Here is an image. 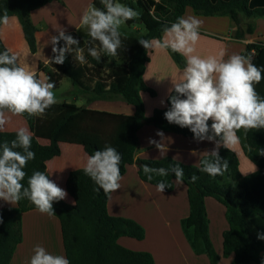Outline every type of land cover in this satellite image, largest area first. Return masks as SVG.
<instances>
[{"label":"trees","instance_id":"obj_1","mask_svg":"<svg viewBox=\"0 0 264 264\" xmlns=\"http://www.w3.org/2000/svg\"><path fill=\"white\" fill-rule=\"evenodd\" d=\"M52 0H0V17L5 12L8 17L17 18L25 42L31 53L36 52V28L31 22L30 13L51 2ZM141 12L138 19L127 21L126 24H138L144 33L138 37L121 35L123 46L118 50L116 57L101 52L99 62L95 60L88 49L97 47L98 42L88 37L83 40L72 33L80 44L84 54L90 55L88 61L73 64L69 56L63 64L48 63L50 72L47 74L57 88L61 75H65L72 86L81 89L82 95H88L86 101L96 99L110 100L119 98L134 107L132 115L114 114L105 111L90 110L84 106L66 101L58 102L49 108L42 117L21 116L33 133L31 150L35 159L27 163L24 171L27 173L24 181L34 171H42L47 175L46 162L61 154L60 143L80 145L88 156L95 150L112 146L121 154V175L128 165L136 164L139 178L148 184L157 186L165 180L173 189L175 176L171 172L167 177L153 174L149 181L143 172L142 165L153 168L170 169L177 164L184 170L183 183L187 187L189 205L188 216L181 220V229L191 249L196 255L205 254L210 264H217L219 256L213 249L208 234V218L204 199L212 197L225 207V219L228 228L222 233L223 256L232 254L231 264H264V129L237 132L239 146L247 159L256 166V170L248 175H242L239 170V159L230 148L221 146L219 155L229 162L228 170L223 176L210 177L200 171V161L209 158L203 156L197 166L185 165L165 157L160 160L135 159L138 148L137 132L144 123L173 132L184 137H194L188 128H181L170 124L164 117L165 111L170 108V95L166 99V106L155 109L150 118L145 117L141 93L147 92L151 96L154 91L146 86L143 73L148 56L145 48L138 39L160 38L165 25L176 22L182 17L187 7L197 15L229 16L236 24V38H242L245 32L251 33L252 26L248 25L243 32L239 28L240 13L244 17L264 14V0H119ZM95 7L103 9L100 0H93ZM150 10H154L149 15ZM156 17V19L153 18ZM1 26V24H0ZM60 41L59 46H63ZM7 49L0 38V51ZM169 52L174 61L182 65L179 53ZM264 53V44L248 43L241 55L257 57ZM53 53L51 55V58ZM117 59L119 65L105 70L103 67L108 60ZM39 70L47 68L38 65ZM102 71V72H101ZM105 77V78H103ZM85 78H93L91 87L85 83ZM264 97V96H262ZM211 121H209V125ZM16 138V131H0V145ZM40 139L47 140V144L40 143ZM22 151V149H16ZM199 179L193 183L191 176ZM50 178V177H49ZM65 191L73 199V204L63 200L54 202L55 216L58 217L62 242L66 258L70 264H155L152 256L143 251H133L121 246L117 241L120 237H130L141 240L144 237L143 228L134 220L111 216L107 211V200L110 194L105 195L83 168L70 171L65 180ZM75 202V203H74ZM35 209L27 199H22L13 207L0 210V264H9L16 246L22 238L21 215L23 212Z\"/></svg>","mask_w":264,"mask_h":264},{"label":"clouds","instance_id":"obj_2","mask_svg":"<svg viewBox=\"0 0 264 264\" xmlns=\"http://www.w3.org/2000/svg\"><path fill=\"white\" fill-rule=\"evenodd\" d=\"M100 2L103 9L89 5L80 17V25L87 28V36L98 42L99 51L97 47L88 49L97 62L101 59V52L111 57L118 55L123 46L121 26L141 16L140 11L119 0ZM153 11L150 10L149 15ZM153 18L156 19L155 16ZM0 24H9L6 12L0 17ZM201 25L202 21L196 16L178 17L176 22L164 26L161 38H141L138 41L148 53L170 49L185 58V67L171 78L169 91L174 94L169 97L171 106L164 117L170 124L188 128L197 141L215 142L216 146L206 151L209 158L200 161V171L217 177L223 176L229 167V162L219 155V148L229 149L236 144L240 130L264 129V97L256 90V85L264 79V69L252 63L250 56L241 54L233 53L227 59L224 51L218 56L196 54ZM57 31L59 34L47 41L53 53L47 62L63 64L66 54L74 53L75 60L84 63L83 50L73 47L80 42L62 28ZM60 41H64L62 47L59 46ZM55 86L47 74L38 73L22 61L18 52L11 49L0 51V131H4L10 115L44 116L58 103ZM157 135L164 139L162 131ZM32 138L29 128L20 127L10 144L4 142L0 145V200L14 205L27 199L39 213L53 216L54 202L66 199L67 192L42 171H34L27 179V186L22 183L27 175L24 171L27 163L35 159L31 150ZM149 143L159 149L161 156L168 150L162 142L150 139ZM260 154L264 155V151ZM121 160V154L112 146H105L87 156L83 171L98 186L96 191L102 189L108 195L121 188ZM142 168L149 181L153 174L167 177L171 172L177 184L183 183L184 170L179 164L170 169L146 164ZM190 179L195 183L199 177L192 175ZM166 188L170 185L165 180L157 183V192L163 193ZM258 239H264V235H258ZM28 264H70V261L64 255L52 254L43 246L36 245Z\"/></svg>","mask_w":264,"mask_h":264},{"label":"crops","instance_id":"obj_3","mask_svg":"<svg viewBox=\"0 0 264 264\" xmlns=\"http://www.w3.org/2000/svg\"><path fill=\"white\" fill-rule=\"evenodd\" d=\"M92 3L93 0H52L33 10L30 13V19L37 29L35 53L30 52L21 26L14 16L9 17L7 26L1 24L0 38L7 49L18 52L22 61L27 62L35 71L48 74L51 69L47 59L51 58L52 46L47 41L51 36L58 35L57 30L61 28L66 31V34L74 33L86 40L87 28L84 29L85 35L79 34L83 28L80 25V17L89 5H93ZM189 16H196L202 21L196 54L203 57L218 56L221 51H224L225 59H227L233 53L241 54L248 43L264 44V14L244 17L240 13L239 28L244 32L248 25L252 26V32H245L242 38H236L237 24L227 15H197L190 7H187L182 17ZM162 35L163 32L160 38ZM147 56L143 81L154 91V95L142 92L141 99L145 117L150 118L155 109L166 106V99L172 88L171 78L185 67V58L180 55L182 65H179L174 61L169 50L147 52ZM39 63L47 68L45 72L39 70ZM252 63L264 69V53L253 57ZM66 78L65 75H61L60 84ZM70 90L73 92L76 90L79 95L76 97L77 106L114 114L132 115L134 113V107L119 98L86 101L88 95H82L80 88L72 86ZM256 90L264 96V79L256 85ZM20 127L29 128L23 117L10 115L9 123L4 131H17ZM158 131L164 133L163 140L157 135ZM137 139L138 148L135 159L160 160L170 157L179 163L194 166H197L200 159L207 155L206 151H211L216 146L215 142L197 141L194 137H184L163 131L150 123H144L140 127ZM150 139L162 142L167 147V152L161 156L159 149L149 143ZM39 141L42 144L48 143L44 139ZM60 149L59 156L46 162V169L50 179L65 190L64 184L68 173L74 169L84 168L87 155L82 146L76 144L60 143ZM230 149L239 159V170L242 175H248L257 169L244 155L238 142L230 146ZM122 177L121 188L110 193L108 197V214L134 220L143 228L144 237L141 240L120 237L117 242L121 246L133 251L149 253L155 264H210L205 254L196 255L193 252L181 229L180 222L189 213L187 187L184 183L177 184L174 180L172 191L157 192L155 185L145 183L139 178L136 164L128 165ZM63 201L73 204V199L68 194ZM204 203L209 238L219 256L217 264H231L233 255L224 257L222 248V233L228 228L225 207L212 197H206ZM13 206L15 204L0 200V210ZM21 233V241L16 246L9 264H28L36 245L43 246L52 254L66 256L57 216L41 214L36 209L25 211L21 215ZM261 256L264 257V252Z\"/></svg>","mask_w":264,"mask_h":264},{"label":"rangeland","instance_id":"obj_4","mask_svg":"<svg viewBox=\"0 0 264 264\" xmlns=\"http://www.w3.org/2000/svg\"><path fill=\"white\" fill-rule=\"evenodd\" d=\"M84 29L86 30V28L83 27L82 28L83 31L81 30L79 32V34L82 35V36L85 33L84 32ZM120 32H121V35L138 37L140 34L144 33V29L140 25H138V24L128 25V24L125 23L123 26H121ZM97 50L99 51L98 48H97ZM81 54L85 57V61L87 62L88 61L87 58L90 55L84 54L83 51H82ZM69 59H70V61L73 64L80 63V62H78V61L75 60V54L74 53H71V55L69 56ZM119 64L120 63H119V61H117V59L110 58L108 60V62L103 67V75L106 74L105 73L106 72L105 70H107V69L109 70L110 67H112L114 65H119ZM103 78H105V77H103ZM92 82H93V78H85V83H87L89 85V87H91L93 85V84H91ZM90 84H91V86H90ZM71 87H72L71 86V82L66 78V79H64V81L61 84H59V86L57 88L54 89V92H55V95L57 97L58 102L66 101V102H69V103H75V104L78 103L77 100H76V97H79V95L77 94L76 90H75V92L71 91L70 90Z\"/></svg>","mask_w":264,"mask_h":264}]
</instances>
